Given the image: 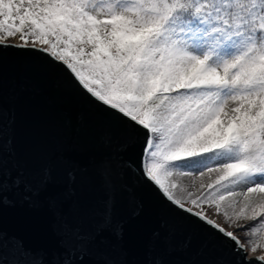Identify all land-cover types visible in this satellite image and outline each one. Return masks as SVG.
Returning <instances> with one entry per match:
<instances>
[{"label":"snow or ice","instance_id":"6c2138e0","mask_svg":"<svg viewBox=\"0 0 264 264\" xmlns=\"http://www.w3.org/2000/svg\"><path fill=\"white\" fill-rule=\"evenodd\" d=\"M9 47L59 61L134 133L104 162L106 192L130 173L211 226L242 258L235 264L264 262L248 258L264 249V0H0V48ZM133 146L137 157H127ZM185 176L206 191L179 198ZM23 183L18 176L14 186ZM4 190L0 176V198ZM97 215L93 231L73 230L74 247L62 241L63 264L83 260L107 228L120 230L111 195Z\"/></svg>","mask_w":264,"mask_h":264},{"label":"water","instance_id":"95a60500","mask_svg":"<svg viewBox=\"0 0 264 264\" xmlns=\"http://www.w3.org/2000/svg\"><path fill=\"white\" fill-rule=\"evenodd\" d=\"M132 135L114 111L47 53L0 48V176L5 182L0 261L63 264L62 241L74 247L79 241L73 230L93 231L109 195L120 230L107 228L89 244V254L73 264H157L160 259L164 264H235L242 259L211 226L130 173L106 192L104 162ZM138 151L133 146L126 156L136 158ZM45 170L49 175L42 182ZM18 176L24 183L16 187ZM25 184L33 191L26 193ZM189 239L190 246L182 247Z\"/></svg>","mask_w":264,"mask_h":264},{"label":"rangeland","instance_id":"374dc122","mask_svg":"<svg viewBox=\"0 0 264 264\" xmlns=\"http://www.w3.org/2000/svg\"><path fill=\"white\" fill-rule=\"evenodd\" d=\"M7 42L19 43L20 41H19L18 37H15V38H9L7 40ZM178 179H179L180 187L177 188L176 195L179 198H182V199L185 198L187 196V192H192L193 198H195L196 196H199L202 192L206 191V189H200L199 188L200 182H197L196 187H197V190H201V191L198 192L197 190L192 189L190 187V182L193 181V177L185 176V177H181ZM210 182L211 181L207 177L204 179L205 184L210 183ZM181 188H184L187 191H182ZM186 206L191 207L192 205L190 204V202L186 201ZM203 210L207 213V215L209 216L210 219L215 220L217 223L221 224L223 227L227 228L228 230H234V229L229 227L228 222H227L226 218L223 216V214L217 213L215 205L205 204L203 207ZM236 234L241 237L242 233L237 231ZM241 239H243V238L241 237ZM262 254H264V249H260L256 253H252L250 250L248 252L249 257L250 256H256V255H262Z\"/></svg>","mask_w":264,"mask_h":264},{"label":"bare ground","instance_id":"6f19581e","mask_svg":"<svg viewBox=\"0 0 264 264\" xmlns=\"http://www.w3.org/2000/svg\"><path fill=\"white\" fill-rule=\"evenodd\" d=\"M193 180H194V178H193ZM197 182H199L198 180L197 181H195V184L193 183V181H191L190 182V187L192 188V189H195V190H197V187H196V184H197ZM198 192L199 191H201V190H197ZM243 233L241 234V237L243 238ZM256 256H258V255H256ZM248 258H249V256H248Z\"/></svg>","mask_w":264,"mask_h":264}]
</instances>
